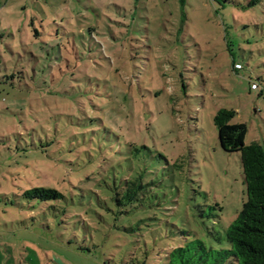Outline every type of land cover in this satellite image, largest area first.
Returning a JSON list of instances; mask_svg holds the SVG:
<instances>
[{
  "label": "rangeland",
  "instance_id": "374dc122",
  "mask_svg": "<svg viewBox=\"0 0 264 264\" xmlns=\"http://www.w3.org/2000/svg\"><path fill=\"white\" fill-rule=\"evenodd\" d=\"M220 108L264 143V0H0V264L225 247L246 187Z\"/></svg>",
  "mask_w": 264,
  "mask_h": 264
},
{
  "label": "trees",
  "instance_id": "16d2710c",
  "mask_svg": "<svg viewBox=\"0 0 264 264\" xmlns=\"http://www.w3.org/2000/svg\"><path fill=\"white\" fill-rule=\"evenodd\" d=\"M252 84L255 85L252 89H257V84ZM234 115L233 109L220 108L213 118L221 148L240 155L246 187V200L225 231L227 245L214 248L195 238L170 249L164 264H264V143H245L246 126L231 123ZM138 189L135 183H131L116 190L113 199L118 205H131L139 200ZM23 195L44 200L59 197L60 193L55 189L37 187L24 191Z\"/></svg>",
  "mask_w": 264,
  "mask_h": 264
},
{
  "label": "built area",
  "instance_id": "2783aa9c",
  "mask_svg": "<svg viewBox=\"0 0 264 264\" xmlns=\"http://www.w3.org/2000/svg\"><path fill=\"white\" fill-rule=\"evenodd\" d=\"M234 68H235V69H240V68H241V65L238 64V63H236V64H234ZM254 87H255V85L252 84V85H251V88H254Z\"/></svg>",
  "mask_w": 264,
  "mask_h": 264
}]
</instances>
